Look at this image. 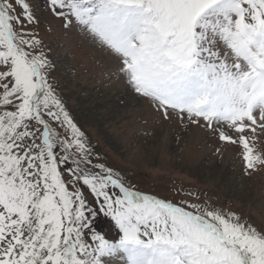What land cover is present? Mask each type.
Returning a JSON list of instances; mask_svg holds the SVG:
<instances>
[{"label":"snow or ice","instance_id":"1","mask_svg":"<svg viewBox=\"0 0 264 264\" xmlns=\"http://www.w3.org/2000/svg\"><path fill=\"white\" fill-rule=\"evenodd\" d=\"M48 18L161 121L264 171V0H0V264H264V225L102 157L54 81Z\"/></svg>","mask_w":264,"mask_h":264},{"label":"rangeland","instance_id":"2","mask_svg":"<svg viewBox=\"0 0 264 264\" xmlns=\"http://www.w3.org/2000/svg\"><path fill=\"white\" fill-rule=\"evenodd\" d=\"M41 31L55 63L54 81L69 109L102 157L139 190L174 201L191 199V192L264 225V171L247 176L237 149L216 154L215 141L161 121L122 81L108 79L107 58L75 30L65 31L60 21L48 18ZM96 227L108 232L112 226L100 218Z\"/></svg>","mask_w":264,"mask_h":264}]
</instances>
